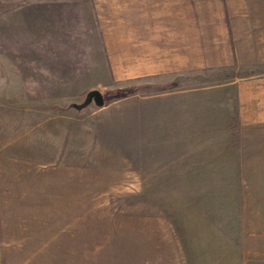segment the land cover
<instances>
[{
  "label": "rangeland",
  "instance_id": "374dc122",
  "mask_svg": "<svg viewBox=\"0 0 264 264\" xmlns=\"http://www.w3.org/2000/svg\"><path fill=\"white\" fill-rule=\"evenodd\" d=\"M39 1L0 0V264H264V0H224L230 67L111 82L101 106L46 84L91 66L89 1L63 0L68 47Z\"/></svg>",
  "mask_w": 264,
  "mask_h": 264
},
{
  "label": "crops",
  "instance_id": "0c3cea01",
  "mask_svg": "<svg viewBox=\"0 0 264 264\" xmlns=\"http://www.w3.org/2000/svg\"><path fill=\"white\" fill-rule=\"evenodd\" d=\"M88 1L95 25V43L99 46L85 53L88 56L82 59L90 60L92 64L84 75L68 71L66 64L61 66L67 67L66 73L52 75L46 81L49 86L56 87L50 88L52 92L98 91L104 104L101 90L105 89L101 87L106 88L111 82L226 68L234 62L230 20L224 0ZM33 7L43 8L48 18L55 22L46 18V30L51 29L52 34L62 36V45L68 47L70 37L78 36L73 31V27L79 26L78 18L69 15L63 18V10L70 8L65 1L41 0L35 6L29 4V9ZM46 55L51 61L58 59L56 52ZM60 56L65 62L80 57L73 53H61ZM194 95V91H182L179 100L172 103L176 116H181L182 104L195 106ZM156 97L142 98L141 103L146 106L148 102L144 101L150 100L151 105L158 104Z\"/></svg>",
  "mask_w": 264,
  "mask_h": 264
},
{
  "label": "water",
  "instance_id": "95a60500",
  "mask_svg": "<svg viewBox=\"0 0 264 264\" xmlns=\"http://www.w3.org/2000/svg\"><path fill=\"white\" fill-rule=\"evenodd\" d=\"M91 101H94L96 105L101 106L103 104V98L98 91H91L87 94V99L85 104H89Z\"/></svg>",
  "mask_w": 264,
  "mask_h": 264
}]
</instances>
